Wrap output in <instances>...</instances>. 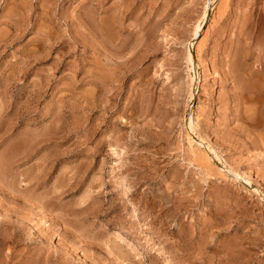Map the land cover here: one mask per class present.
Wrapping results in <instances>:
<instances>
[{"label": "rangeland", "instance_id": "rangeland-1", "mask_svg": "<svg viewBox=\"0 0 264 264\" xmlns=\"http://www.w3.org/2000/svg\"><path fill=\"white\" fill-rule=\"evenodd\" d=\"M217 1L0 0V264H264V0Z\"/></svg>", "mask_w": 264, "mask_h": 264}, {"label": "bare ground", "instance_id": "bare-ground-1", "mask_svg": "<svg viewBox=\"0 0 264 264\" xmlns=\"http://www.w3.org/2000/svg\"><path fill=\"white\" fill-rule=\"evenodd\" d=\"M223 2H226V1H224V0H218L217 1V3H216V5H215V7H214V9H215V11H212L213 13L211 14V16H218V15H220L221 14V8L223 7L222 5H223ZM216 19V18H215ZM213 22H214V20H213ZM205 32V31H204ZM204 35V34H203ZM204 40H203V37L201 38V34L199 33L197 36H196V40H195V43H194V49L198 46V45H200L201 44V42H203ZM199 47V46H198ZM197 47V48H198ZM192 52H191V49L189 48V50H188V61L189 62H191L192 63ZM190 98H192V93H190V96H189ZM192 101V100H191ZM192 112V114H194V110H192L191 111ZM192 114H191V116H190V118H189V121L191 122V118H192ZM192 123V122H191ZM191 125V124H190ZM197 151V150H196ZM195 152V151H194ZM191 153V152H190ZM193 155V154H192ZM198 156V155H197ZM193 159H195L194 158V156L192 157ZM196 160V159H195ZM198 160V159H197ZM199 162V161H198ZM201 163V162H200ZM203 163V162H202ZM205 167H207V165L205 166Z\"/></svg>", "mask_w": 264, "mask_h": 264}]
</instances>
